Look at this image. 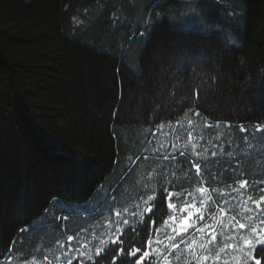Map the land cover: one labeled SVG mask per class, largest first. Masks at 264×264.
<instances>
[{
  "label": "trees",
  "instance_id": "16d2710c",
  "mask_svg": "<svg viewBox=\"0 0 264 264\" xmlns=\"http://www.w3.org/2000/svg\"><path fill=\"white\" fill-rule=\"evenodd\" d=\"M149 183L204 219L224 209L216 234L264 216L245 213L264 195V0H0V264H111L118 232L105 218L138 211ZM167 202L148 230L124 228V252L197 264ZM262 249L247 264H264Z\"/></svg>",
  "mask_w": 264,
  "mask_h": 264
},
{
  "label": "snow or ice",
  "instance_id": "6c2138e0",
  "mask_svg": "<svg viewBox=\"0 0 264 264\" xmlns=\"http://www.w3.org/2000/svg\"><path fill=\"white\" fill-rule=\"evenodd\" d=\"M197 115H199V113H196ZM177 123H181V121H177ZM206 127H212V125L210 124H206ZM216 126H219V122H217ZM164 127L163 124H161L159 126V129H162ZM239 130L240 131H246V129H244L243 125L239 126ZM257 130H259V126L257 128ZM174 147H179L178 145H174ZM195 145H193V149H195ZM198 157L200 156V153H195ZM181 156H185L186 154L181 152L180 153ZM213 156L216 155V153H212ZM190 163L192 164V167L195 168V172L197 175L201 174V168H200V164L196 163V162H192L190 161ZM206 171H208L209 169L206 167L205 169ZM154 175H158L155 173V170H153V173H149L148 179L151 181L152 179H154ZM166 183H168V181H166ZM248 184L247 180H242L239 181V188L243 189L245 188V186ZM145 189L146 191L151 192L152 194L147 195L146 198L141 197V201L142 204H134V207L136 209H138V211H132L129 212L127 207H124L122 210H115L112 215L116 218L115 220L110 217H106L105 218V222L111 226L112 224H116L117 225V232L120 235H123V230L124 228H128L130 231L135 232L136 231V227L139 224L141 227L145 228V230H148L149 226L144 224V217L147 216L148 220L151 224H154L155 221H153L152 217L153 215H155V213L153 212V207L155 206L156 203H160L162 206L165 205L166 201H169L166 203V210L167 209H171L173 213H175L177 206L173 203H170L172 197H173V193L169 192L167 190V188L162 187L160 193H159V201L157 200V195H156V188L154 184H145ZM197 191L201 194V196L204 198L201 200V206H204L205 203V199L207 200H211V196L209 194L208 189L204 188V187H200L199 189H197ZM262 191H264V189H262ZM177 197H179V193L175 194ZM189 196L192 195L191 193L188 194ZM114 199V198H113ZM249 200L252 201V203L256 204L257 208H260V204L262 202H264V196H261L259 200H252V197L249 196L248 197ZM195 204L193 203L192 205H189L187 203H185L183 206L180 207L179 212L182 215L185 211H187L189 208H194ZM248 211H251L250 209H247ZM157 211H159V209H157ZM219 211L221 213L224 212V209H219ZM127 213L129 216L131 217H135V222L133 223H129V220L127 219H122L123 215ZM195 213H199L198 219L199 220H203L204 219V213L201 211V208H195ZM194 215L193 211H188V215L186 217L183 218V220L181 221V226L179 231H177V229L173 228L172 230L174 232H176V235H180L182 232L186 233L188 231V229L190 227H194V223L193 224H188V220ZM67 219V218H64ZM171 220H175L176 216L172 215L170 216ZM213 219H215L213 217ZM233 219H235L233 217ZM252 218L249 217V220H251ZM162 223L165 225H168V221H164L163 218H161ZM121 225L123 227H121ZM264 225V219L259 220V223L256 224H250V225H245L242 223L237 222V226L239 228H245V227H249L250 231H249V236H252V239H249L248 237H241V239L243 240V244L239 246V251L241 253H243L247 259L244 260V264H247V260L249 259H253L252 256V250L255 248V246L257 244H262L264 245V228H261V226ZM99 226V225H98ZM210 227L209 225H205L202 228H195V231H198L200 233H204L205 228ZM260 228L261 231L258 232L257 229ZM21 231H24L23 229ZM161 231L160 228L156 229V232L159 233ZM120 235H116V239L112 240L111 243L113 245H117V250H116V255L112 257L111 259V264H115V261L117 258L121 257V256H131V257H136L138 253H141V249L140 248H130L129 251L127 253L124 252V248L122 247V241L120 240ZM258 237V238H257ZM69 241L73 240V237L69 236L67 238ZM167 239L169 240V246L173 249H178L179 248V244H175V243H171L172 241H174L176 239V236H168ZM216 241V234L213 231L212 235H211V239L208 241L207 244H201L199 245V247L201 249H203L204 251H209L208 249V244H212L213 242ZM182 243H184L183 240H181ZM153 243V240L151 239V237L148 238L147 240V245L149 247H151ZM157 243H162L161 241H157ZM196 241H192L191 243L187 244V249L188 250H192L193 248V244H195ZM245 246H248V250L247 252H245ZM229 247H235V245H229V244H224L223 247H220L218 249V251L216 252V254L214 256H210V255H201V256H196L193 253V259L197 261V264H204L205 261L208 260H213L214 262L219 261L221 259L220 253H224L225 249L229 248ZM104 251V248H98L97 249V256L100 255V253H102ZM161 251L159 249H152V253H154L155 255H150L149 251H143L141 253V255L139 256V259H137L134 264H141V261L144 260L145 257H149V264H171V262L168 260L167 256H161ZM262 251H264V249H262ZM45 259H47V257H45ZM89 259H91V257H89ZM178 259V257H177ZM233 260L236 261V264H240L241 261V256L237 255L232 257ZM69 264H71V261H69ZM224 264H228V262L225 260ZM256 264H260V261L257 260Z\"/></svg>",
  "mask_w": 264,
  "mask_h": 264
},
{
  "label": "rangeland",
  "instance_id": "374dc122",
  "mask_svg": "<svg viewBox=\"0 0 264 264\" xmlns=\"http://www.w3.org/2000/svg\"><path fill=\"white\" fill-rule=\"evenodd\" d=\"M214 127L218 128L217 126H214ZM259 199H260V197L257 198L256 200H259ZM193 203L194 202H188L187 204L192 205ZM184 204H181L180 206H177L176 211L173 214V215L176 216V219L172 220V221H175L177 223L178 230L180 229L181 221L183 220L184 217H186L188 215V211H193L194 212V215L188 220V224H193L194 223V226L197 225V228H202L206 224L210 226L208 228H205L204 233H200L198 231H195L194 227H190L186 233H183V232L181 233V234H186L185 238L183 239L184 243H182L183 244V249H184L185 253L187 254V257H193V253L196 254V252H197V247L200 248L199 245L208 243V241L211 239V235H212L213 231L216 234V232L219 229L222 230L223 227H229V224H228L229 220L226 219L225 211L223 213L218 212V213L211 214L210 217H206L203 220H199L198 219L199 213H195V208H200V207L198 205H196L195 203H194L195 204L194 208H189L187 211H185L181 215L180 212H179V209ZM254 205L256 206V204H254ZM263 207H264V202H262L260 204V208L259 209L257 208L258 210H256L252 206H248L246 208V210H245V213L251 212V214L258 215L259 211ZM218 209H219V207H218ZM247 209H250L251 211H248ZM259 215H261V214H259ZM213 217L215 219H213ZM261 219H264V216H262ZM239 223H242V224L246 225L245 222H241L240 221ZM256 223H259V220L256 219L255 221L252 222V224H256ZM261 228H264V225H262ZM249 231H250V229H247L246 227L242 228V229L239 228L237 226V224L235 223V225L233 226V228L231 229V231L229 233L222 232L221 235H220V233L216 234V241L213 242L212 244H208L209 251L202 250V253L204 251L203 255L214 256L216 254V252L218 251V249L220 247H223V245L226 242L229 245H235V247H229V248L225 249L224 253H220L221 259L219 261L214 262L213 260L210 259L208 261H205L204 264H224L225 260L228 262V264H236V261L233 260L232 257L237 256V255L241 256L240 264H244V260L247 259V257L243 253H241L239 251V246L243 244V240L241 239V237H248L249 239L253 238L252 236H249ZM257 231L260 232L261 229L258 228ZM193 240L197 241V243L193 244L192 250H188L187 249V244L191 243ZM259 245H262V244H257L255 246V248L252 250V256H254V251H255L256 247L259 246ZM247 250H248V246H245V252H247ZM50 252L53 255L54 249L51 250ZM57 254H59L61 257L62 256L67 257V258L70 257V253H68V252H62V253L58 252ZM15 258L16 257H12L13 260ZM16 260H19V261H16ZM16 260H14L13 261L14 263L13 262L12 263L13 264H38V262H39L38 258H36L33 255L29 256L28 258H25L24 255H21V256L19 255V256H17ZM249 260H247V262ZM186 263L189 264L191 262L188 261L187 259H185L183 264H186ZM6 264H8V263H6Z\"/></svg>",
  "mask_w": 264,
  "mask_h": 264
},
{
  "label": "water",
  "instance_id": "95a60500",
  "mask_svg": "<svg viewBox=\"0 0 264 264\" xmlns=\"http://www.w3.org/2000/svg\"><path fill=\"white\" fill-rule=\"evenodd\" d=\"M117 235H120V234L118 233ZM121 236H122V235H120V237H121ZM114 239H116V237H115V238H113L112 240H114ZM112 240H111V241H112ZM131 264H133V263H131Z\"/></svg>",
  "mask_w": 264,
  "mask_h": 264
}]
</instances>
